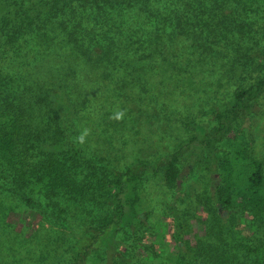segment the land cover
<instances>
[{
    "label": "rangeland",
    "instance_id": "374dc122",
    "mask_svg": "<svg viewBox=\"0 0 264 264\" xmlns=\"http://www.w3.org/2000/svg\"><path fill=\"white\" fill-rule=\"evenodd\" d=\"M66 13L59 20L84 52L75 46L43 49L31 34L0 45V103L23 112L20 138L27 146L55 153L72 146L95 169L84 216L71 209L68 217L73 232L85 230L90 239L107 208L103 199L112 173L102 166L120 172L128 164L165 158L189 136L187 119L211 127L210 116L202 112L230 100L239 85L233 70L241 64L249 68L256 60H248L250 54L264 49V0H82ZM107 46L111 56L101 59ZM91 50L96 57L89 56ZM262 72H244L242 84ZM255 104L256 112L236 129L261 161L264 178V97ZM216 183V174L198 166L181 172L178 189L158 177L144 181L139 194L149 226L121 236L129 263L158 264L157 258L163 261L170 252L175 237L166 204L173 203L181 222L180 264H206L196 252L201 243L223 252L228 264H251L254 225L237 208L221 211L224 221L219 220L212 200ZM49 220L0 188V250L7 252L0 259L6 264L70 262L76 238ZM148 235L156 236L151 245ZM143 248L149 259L141 255ZM115 264L124 263L115 259Z\"/></svg>",
    "mask_w": 264,
    "mask_h": 264
},
{
    "label": "trees",
    "instance_id": "16d2710c",
    "mask_svg": "<svg viewBox=\"0 0 264 264\" xmlns=\"http://www.w3.org/2000/svg\"><path fill=\"white\" fill-rule=\"evenodd\" d=\"M78 1L82 0H0V38L5 36L0 40V45L16 43L21 35L31 34L37 46L43 49L75 46V49L84 52L82 44L72 33L67 32L63 24L65 22L59 20ZM92 1L104 4L111 2ZM60 33L63 37L61 40L58 35ZM91 42L92 39L90 44ZM91 52L93 54L89 56L94 58L98 50ZM109 54L111 48L107 46L101 59H108L107 56H111ZM252 57L256 60L252 61L249 68H244V64H241L238 69L233 70V78L239 85L232 92L230 100L222 108L210 107L208 111L202 112L212 120L209 129L187 119L184 125L189 136L165 158L152 164H128L120 172L106 164L102 166L112 173L110 180L106 182L107 195L103 199L107 208L95 221L90 239H86L85 230L74 233L68 217L71 209L78 211L79 217L84 216L83 210L88 204L87 192L91 190L93 180H96L95 169L86 165L85 158L72 146L69 151L60 153L27 146L20 138L24 114L17 106L6 101L0 103V181L5 183L0 184V188L32 213L49 218L51 223L76 238V252L70 256L71 261L67 264H115V259L130 264L125 257L126 250L121 236L127 232L134 234L149 226V214L139 194L141 184L147 179L158 177L165 186L178 189L181 172L198 166L199 171L206 170L217 175L212 200L219 220L224 221L221 211L235 208L250 218L248 221L254 226L249 232L257 242L256 248L250 250L256 255L251 264H264L262 163L249 153L242 135L236 129L242 118L256 112L255 101L260 96L264 97V72L258 74L248 85L242 84L244 72L264 70V49L252 52L248 60L251 61ZM0 83L2 87L1 76ZM58 196L61 198H56ZM54 208H57L58 213L54 214ZM166 210L173 220L175 243L163 261L157 258L158 264H180L177 258L181 249L180 218L173 203L166 204ZM153 238L156 236H146L149 245L153 243ZM134 240L140 241L139 238ZM157 249L159 248L155 250ZM196 252L205 259L206 264H228L225 254L213 245L201 243ZM4 253L7 252L0 250L1 257ZM184 253L190 259H195L186 249ZM141 255L150 258L146 249L141 250ZM0 264L6 263L0 259Z\"/></svg>",
    "mask_w": 264,
    "mask_h": 264
}]
</instances>
